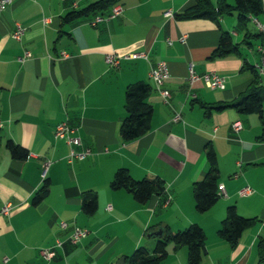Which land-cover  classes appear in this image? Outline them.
Listing matches in <instances>:
<instances>
[{
    "label": "crops",
    "instance_id": "0c3cea01",
    "mask_svg": "<svg viewBox=\"0 0 264 264\" xmlns=\"http://www.w3.org/2000/svg\"><path fill=\"white\" fill-rule=\"evenodd\" d=\"M94 1L12 0L0 9V264H128L126 256L138 246L152 253L154 231L165 226L176 231L193 222L205 231V250L197 264H260L264 83L257 71L262 36L248 26L250 20L255 23L254 16L242 25L235 11L215 18L178 16L194 0H119L121 13L95 24L91 20L107 16L115 4L64 21L69 11ZM168 10L171 15L165 14ZM15 22L26 27L21 39L12 35ZM224 31L237 49L220 55L215 49ZM140 50L148 51V58H121L118 65L105 60L113 51ZM26 51L31 55L19 60ZM158 60L169 66L162 84L171 93L168 101L149 74ZM190 64L199 74L225 76L224 86L210 87L202 78L190 82ZM135 81L151 86L150 126L124 141L125 89ZM252 87L263 96L261 113L239 105L214 107L239 99ZM62 121L80 138L74 147L89 149L84 158L69 160L71 145L56 135ZM235 121L241 122L239 128ZM8 139L26 148L27 157H13L5 146ZM208 147L215 151L217 182L226 193L199 212L193 183L209 170ZM119 167L137 179L159 176L164 192L139 202L126 188H112ZM45 181L47 192L35 201ZM247 184L253 192L239 195ZM86 193L97 197L93 213L82 208ZM6 202L12 206L2 213ZM230 204L239 214L258 218L235 244L217 233ZM74 226L88 230L76 243L70 240ZM57 239L62 244L54 257L45 259L40 249ZM159 264H190L187 246L169 243Z\"/></svg>",
    "mask_w": 264,
    "mask_h": 264
},
{
    "label": "trees",
    "instance_id": "16d2710c",
    "mask_svg": "<svg viewBox=\"0 0 264 264\" xmlns=\"http://www.w3.org/2000/svg\"><path fill=\"white\" fill-rule=\"evenodd\" d=\"M119 0H95L82 9L69 11L64 16V21H68L80 15L95 13L109 8ZM237 13L240 24L245 25L249 16H263L262 9L258 0H235L233 4L226 0H217L216 3L211 0H194L184 12L178 14L181 17L207 16L215 18L224 13ZM261 35V34H260ZM237 49V43L232 41L229 32L224 31L218 43L215 53L224 54ZM151 90L148 82L135 81L129 84L125 89L126 116L120 124V134L124 141L138 138L149 129L152 106L147 96ZM263 96L257 87H252L249 92L239 99L218 104L214 107L222 108L227 105H239L244 111L262 112ZM213 107V105L208 108ZM207 108V107H206ZM7 150L13 157L25 158L28 150L13 140L8 139L5 143ZM206 156L209 161V170L200 180L193 183V195L195 208L199 212L208 210L219 198L218 193V167L215 151L208 147ZM112 188H126L133 197L139 202L147 201L153 194H162L165 190L163 179L159 176H145L143 178H134L126 167H119L111 181ZM48 182L45 181L41 188L34 195L37 201L47 192ZM97 207V197L95 194L86 193L83 197L82 208L87 213H93ZM258 218L243 216L238 213L236 205L230 204L226 207V214L220 222L217 233L235 244L243 230L255 224ZM163 233L157 236L155 247L150 253L144 246L136 247L133 252L127 255L128 264H159L167 256L168 244L175 246L186 245L188 249V262L197 264L200 262L205 250V231L203 227L193 222L183 229L171 230L168 226L162 227ZM258 260L264 264V236H260L257 241Z\"/></svg>",
    "mask_w": 264,
    "mask_h": 264
},
{
    "label": "built area",
    "instance_id": "2783aa9c",
    "mask_svg": "<svg viewBox=\"0 0 264 264\" xmlns=\"http://www.w3.org/2000/svg\"><path fill=\"white\" fill-rule=\"evenodd\" d=\"M11 1L12 0H0V9H4L5 6ZM121 11H122V6L119 3H117L112 7L111 12L107 16L97 15L91 20V23L95 24L100 20L113 17L121 13ZM165 14L171 15L172 12L168 10L165 12ZM255 23L258 26V31L260 32L262 36V41L258 47L259 53H260V60L258 63H261L262 70L264 72V19L263 17L255 16ZM25 31H26V27L23 24H21L20 22H15L12 35L16 39H21L22 36L25 34ZM184 37L185 35L180 37V39L184 40ZM168 42H171V40L168 39ZM63 54L65 53L63 52ZM30 55H31L30 51H26L23 55L19 56L18 59L24 60L26 57ZM137 57L148 58V51L146 50L130 51V52L113 51V52L106 54L105 60L110 65H118L121 58H137ZM149 74L154 79L157 89L160 92L163 99L165 101H168L171 93L168 88H165L162 86L164 81L169 77L168 62L166 60L156 61L154 64L151 65ZM199 78H202L208 86L213 87V88L214 87L222 88L225 82V76L217 73L216 71H208L203 74H199L194 70L192 64H190L188 80L190 82H193L194 80L199 79ZM179 117H180L179 113H175L174 119L177 120ZM0 125H1V122H0ZM233 126L235 128H239L241 126V122L235 121L233 122ZM72 132H73V129L65 121L60 122L56 128V135L59 137H65L68 143L71 145L69 153H68V158L70 161H72L74 158H79V159L84 158L90 153L89 149L87 148L82 149V150H77L74 147V145L80 144V138L78 136L73 135ZM252 192H253V189L248 184L244 185L238 190L239 195H248ZM218 193L219 195L226 193L224 186L222 184L218 185ZM11 206H12L11 202L4 203L3 206L1 207V212L9 213ZM108 207H110V205ZM60 225L62 227H67L68 224L66 221H61ZM87 231L88 230L85 227L74 226L70 234L71 242L76 243L80 237H82L83 235L87 233ZM61 244H62L61 239H57L54 245L41 248L40 253L45 259H50L54 257V255L56 254V246H59Z\"/></svg>",
    "mask_w": 264,
    "mask_h": 264
},
{
    "label": "water",
    "instance_id": "95a60500",
    "mask_svg": "<svg viewBox=\"0 0 264 264\" xmlns=\"http://www.w3.org/2000/svg\"><path fill=\"white\" fill-rule=\"evenodd\" d=\"M262 9V13H263V19H264V0H258ZM163 233V228H159L158 230L154 231L152 234L153 235H161Z\"/></svg>",
    "mask_w": 264,
    "mask_h": 264
},
{
    "label": "bare ground",
    "instance_id": "6f19581e",
    "mask_svg": "<svg viewBox=\"0 0 264 264\" xmlns=\"http://www.w3.org/2000/svg\"><path fill=\"white\" fill-rule=\"evenodd\" d=\"M253 20H254V22H255V16L253 17ZM256 24V23H255ZM256 27H257V29H258V26L256 25ZM257 68H258V70L257 71H259L258 73H260V75H261V81H263V83H264V72H263V70H262V65H261V63H257Z\"/></svg>",
    "mask_w": 264,
    "mask_h": 264
},
{
    "label": "rangeland",
    "instance_id": "374dc122",
    "mask_svg": "<svg viewBox=\"0 0 264 264\" xmlns=\"http://www.w3.org/2000/svg\"><path fill=\"white\" fill-rule=\"evenodd\" d=\"M263 17V16H262ZM248 26L250 27V29L251 30H254L255 28L254 27H256V24L255 23H253L251 20L248 22Z\"/></svg>",
    "mask_w": 264,
    "mask_h": 264
}]
</instances>
